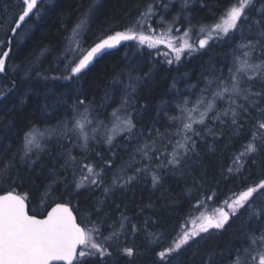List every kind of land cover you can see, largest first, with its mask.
<instances>
[{
    "label": "snow or ice",
    "instance_id": "obj_1",
    "mask_svg": "<svg viewBox=\"0 0 264 264\" xmlns=\"http://www.w3.org/2000/svg\"><path fill=\"white\" fill-rule=\"evenodd\" d=\"M40 3L41 0H21L20 10L7 24L0 18V28L5 33L0 38V73L6 71L19 29L31 15H39ZM97 3L98 0L87 5L66 35L57 57L64 65L61 75L49 78L37 70L40 56L50 51L45 47L38 57L14 67L17 73L23 69L21 83L31 81L34 74L45 80L75 84L97 59L126 42H132L137 51L147 50L149 56L155 51L163 57L160 63L170 66L216 44L230 50L223 54L220 68L210 57L207 63L211 67L183 90L176 87L174 78L169 92L174 90L175 95L160 108L167 121L164 131L156 127H150L147 134L136 131L138 89L152 78L151 69L140 76L138 69L128 63L113 77L104 100L115 101L117 95L120 98L108 114L110 127L100 118L104 115L100 109L110 104L94 107V99L88 100L79 90L63 101L57 97L55 104H70V112L54 127L29 126L11 156V148L0 154V264H108L113 248L126 257H134L136 245L129 243V232L134 237L141 229L123 213L114 219L105 211L112 198L149 176L153 189L163 186L162 173L184 178L192 164L198 163V141L207 143L208 137L215 140L226 133L244 136L246 140L221 172L225 182L239 179V190H229L230 194L215 210L205 214L201 209L214 202L219 192L206 189L203 176H193L187 189V214L179 227L172 229L176 235L171 237V243L156 251V264H173L193 244L200 245L213 232L222 234L233 220L241 217L246 229L241 234V247L229 248L227 252H201L197 248L193 257H201L203 264H264V0H224L218 14L213 13L211 23L196 24L186 15L189 0H179L180 8L175 14L172 9L176 0H148L137 6L135 15L130 14L122 27L108 24L89 38L87 30L97 14ZM161 46L166 51L161 52ZM124 59H128L127 53ZM184 76L187 78V73ZM4 96L5 92L0 91V97ZM43 107L46 112L48 104ZM117 137L135 141L128 159L121 160L118 167L113 151ZM99 145H106L112 155L105 156ZM56 146L59 151L53 154ZM75 148L80 150L79 156L74 154ZM44 157H48V162H44ZM36 172L48 181L37 189L38 196L34 197L31 191L20 192L32 182ZM216 188L219 189V182ZM81 191L100 195L81 210L79 200L73 205ZM34 199L39 200L38 211L29 207ZM148 225L146 219L145 228ZM145 239L160 246L165 234L146 233Z\"/></svg>",
    "mask_w": 264,
    "mask_h": 264
},
{
    "label": "trees",
    "instance_id": "obj_2",
    "mask_svg": "<svg viewBox=\"0 0 264 264\" xmlns=\"http://www.w3.org/2000/svg\"><path fill=\"white\" fill-rule=\"evenodd\" d=\"M96 2L97 0H41L39 15H31L19 29V33L11 45L13 49L11 56L6 61L5 76L0 75V91L7 93L0 100V154L5 149L11 148L12 151L8 152V156H11L12 152L20 147L23 131L29 126L35 124L41 129L54 127L59 120L65 117L66 112L71 110L70 104L67 107L57 106L56 98L60 97L62 101L69 99L70 95L75 96L78 90L86 95L88 100L94 99V107H98L102 103L111 105L106 109H100L104 112L100 118L110 127L108 114L117 107L120 97L117 95L115 101H105V92L110 90L113 77L128 63H132L133 67L138 69L140 76H144L150 69L152 72V78L138 89L136 131L143 130L147 134L150 127L160 128L161 131H164L167 121L160 108L163 102L171 101L175 95L174 90L169 92L174 78L176 87L183 90L186 84L195 83L201 73L211 67L207 63L210 57L215 59L216 68H220L223 63V54L230 50L227 46L216 44L207 51L183 58L180 64L170 66L160 63L163 57H158L155 51L149 56L147 50L137 51L132 42H126L118 49L109 51L108 54L97 59L75 84L64 80H45L34 74L31 81L21 83L20 76L23 75V69L17 73L14 71V67L21 64L22 61L27 63L28 60L38 57L41 49L45 47L50 51L40 56L37 70L43 71L44 75L49 78L61 75L64 65L57 61V57L64 46L65 37L78 23L80 14L86 10L87 5ZM147 2L148 0H98L97 14L91 20L87 36L93 37L108 24H115L118 28L122 27L131 18L130 14L135 15L137 6H143ZM223 3L224 0H189V11L186 15L191 17L193 24L196 22L211 23L214 18L213 13L218 14V9L223 6ZM20 4L21 0H0V18L4 19L5 24L14 14L18 13ZM179 8V0H176L172 14H175ZM177 27L180 25L178 24ZM4 36L5 33L0 28V38H4ZM90 42L91 39H89ZM162 50L161 47V52H163ZM125 53H127V60L124 59ZM225 71L227 70L225 69ZM185 73H187V78L184 76ZM13 80L16 81L15 86ZM10 89L11 91H9ZM28 89L31 91H27ZM45 94H48L47 101H45ZM22 98L23 104H21ZM45 103L48 104L46 112L43 107ZM10 123L14 126L9 127ZM244 143H246L244 136L232 137L231 133H226L223 137L218 136L215 140L208 137L207 143L198 141L200 153L196 157L198 163L192 164L189 174L184 178L162 173L165 178L163 186L160 188H152L149 176L146 180L142 179L133 185L127 192H117L110 201V207H106L105 211L110 212L114 219H119L123 213L129 217L131 223L137 224L141 231L134 237L129 232V243L136 245L137 254L129 258L124 256L120 250L110 249L113 255L109 257L108 264H156V251L171 243V237L176 235L172 229L178 228L187 214V189L192 184L193 176L197 179L203 176L206 181L205 188L219 192V196L214 202H209L205 208L201 209V212L205 214L212 213L220 201L230 194L229 190H239L240 180L229 179L225 182L221 172L222 168H226L227 164L231 162V157L241 150ZM116 144L117 147L113 151L118 157L116 160L118 167L121 160L128 159L135 141L117 137ZM69 146L71 147V145ZM98 147L104 149L105 156L112 155L107 151L106 145ZM49 150H52L51 146H49ZM58 151L59 147L56 146L53 154ZM73 152L77 156L80 155L78 148L73 149ZM44 162H48V157H44ZM111 171L115 172L116 169ZM247 174L248 172L245 171V175ZM47 182L39 172H36L32 182L26 188H20L19 191L22 193L31 191L35 197L38 196L37 189ZM218 182L219 189L216 188ZM99 195V192L93 196L87 191H81L79 197L73 201V205L76 200H79L80 208L83 210L88 208ZM117 204L119 205L118 210L116 209ZM149 205L151 207H148ZM29 207L31 210L38 211L39 200H32ZM142 209L143 211H141ZM146 219L149 220L147 228H145ZM151 221L158 223L153 225ZM242 221L243 217L235 219L222 234L213 232L212 236L206 237L200 245L193 244L191 248L177 256L173 264H203L201 257H193V251L197 248L201 252L205 249L215 252L224 249L227 252L229 248L234 250L236 247H241V234L246 230ZM161 231L164 232L165 239L160 246L149 244L145 239L146 233L158 234Z\"/></svg>",
    "mask_w": 264,
    "mask_h": 264
},
{
    "label": "water",
    "instance_id": "obj_3",
    "mask_svg": "<svg viewBox=\"0 0 264 264\" xmlns=\"http://www.w3.org/2000/svg\"><path fill=\"white\" fill-rule=\"evenodd\" d=\"M28 19H29V18H28ZM28 19H27V20H28ZM27 20H26V21H27ZM113 50H115V49H113ZM113 50H109V51H113ZM0 75H1V76H5V72H4V73H0ZM6 94H7V93H5V96H6ZM5 96H4V97H5ZM4 97H0V100H1L2 98H4ZM55 264H62V262H55Z\"/></svg>",
    "mask_w": 264,
    "mask_h": 264
},
{
    "label": "rangeland",
    "instance_id": "obj_4",
    "mask_svg": "<svg viewBox=\"0 0 264 264\" xmlns=\"http://www.w3.org/2000/svg\"><path fill=\"white\" fill-rule=\"evenodd\" d=\"M161 47L163 48V46H161ZM162 51H166V49H164V48H163V50H162ZM206 214H211V213H206Z\"/></svg>",
    "mask_w": 264,
    "mask_h": 264
}]
</instances>
